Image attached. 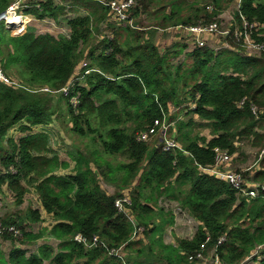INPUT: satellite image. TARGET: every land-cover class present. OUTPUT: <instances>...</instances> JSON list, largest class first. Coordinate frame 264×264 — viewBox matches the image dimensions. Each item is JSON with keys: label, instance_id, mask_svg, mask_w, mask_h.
Here are the masks:
<instances>
[{"label": "trees", "instance_id": "obj_1", "mask_svg": "<svg viewBox=\"0 0 264 264\" xmlns=\"http://www.w3.org/2000/svg\"><path fill=\"white\" fill-rule=\"evenodd\" d=\"M179 1L174 0L165 13L163 5L158 7L163 0H141L139 10L132 13L131 27L104 25L108 11L99 0H71L69 11L82 9L85 15L66 21L67 38L37 35L30 28L13 36L0 22V69L9 78L15 74L21 86L14 89L0 83V188L5 185L20 205L26 192L23 183L30 186L54 221L34 233L25 223L43 222L36 210L27 211L25 220L0 219L1 225L18 232L0 235V264H204L189 257L208 256L213 249L223 264H245L258 247L264 248V59L204 47L185 52L183 61L173 65L171 59L185 49L181 44L174 46L177 51L160 55L142 31L132 28L146 14L155 15L157 29L208 25L237 0H192L185 7L177 5ZM14 2L0 0V13ZM153 4L157 7L152 8ZM19 12L55 21L66 14L65 7L54 6L51 0L27 4ZM233 14L240 29L241 17L249 24L264 25V0H240ZM101 25L111 35L95 43ZM124 33L127 39L121 41ZM228 43L241 50L233 29ZM44 87L53 92L68 87L71 94L57 93L54 98L37 91ZM75 94L78 102L72 106L69 99ZM185 104L193 106L188 114L198 117L200 127L211 133L210 139L181 132L192 124L177 121ZM172 109L175 114H170ZM64 119L72 133L98 143L100 149L69 153L72 171L57 175V170L68 165L51 150L48 132L32 133L31 129ZM156 119L174 123L178 136L169 128L167 137L174 138L180 149L163 151L158 141L150 146L137 140ZM15 126L17 132L27 134L14 140L9 131ZM238 139H250L251 146L260 149L262 168L249 178L260 185L254 199L241 197L227 183L199 170L214 163L215 148L234 154ZM116 155L127 161L114 166L108 158ZM99 177L111 184L118 182L119 191L131 190L130 218L114 207L122 194L104 192ZM151 195L176 202L197 222L191 239L162 244L161 235L173 225V217L163 215ZM157 218L159 223L153 224ZM131 220L145 230L146 239L155 236L149 238V245L131 239ZM77 234L89 241L96 235L101 245L78 244L74 241ZM220 238L224 241L217 245ZM40 239L55 240L56 249L44 243L28 254L20 247ZM3 242L12 245L6 255ZM123 245L132 256H108ZM259 258L252 261L264 264V249Z\"/></svg>", "mask_w": 264, "mask_h": 264}, {"label": "rangeland", "instance_id": "obj_2", "mask_svg": "<svg viewBox=\"0 0 264 264\" xmlns=\"http://www.w3.org/2000/svg\"><path fill=\"white\" fill-rule=\"evenodd\" d=\"M19 1L20 2L25 1L26 5L33 3V2H36L34 0H19ZM73 1H76V0H73ZM208 1L209 0H202L201 2L202 3H209ZM173 2H174V0H163V3H159L158 7L163 5L165 13H167L170 11L171 4ZM192 3H194L192 0H181V1L177 2L176 4L181 5L182 7H185V6L190 5ZM237 5H238V0L236 2L234 1L227 9H225V11H223V14L220 16V17H222L223 27H226L227 24L229 23L230 18L233 16V13L236 11ZM154 7H157V6H155L153 4L152 8H154ZM80 10H82V9H79L78 12H74L73 10L70 13L65 12L66 13L65 16H62L61 18H59L56 21L51 20V19H44V22H41V21H37L33 17L32 18L29 17L31 19V22L29 23L30 29L32 31L34 29V31H36L35 34H37V35L48 33V34L53 35L54 37L61 36L63 33H66V31H67L66 21L68 19H72L76 16L85 15L84 12H80ZM154 17H155V15L150 16V15L146 14L144 16V18L143 19L141 18L142 20L136 24V26H135L136 28H132V29L142 31V33H144L143 35H145V39L146 40L150 39L154 43V45L156 46L160 55L167 53V52L177 51L178 48L175 49L174 46L179 45L178 43L173 41L171 38H168L165 36H160V34H158L159 29H157V28H159V27H155L156 22H155ZM29 18H27L25 20V23L28 22ZM18 20H19V18H18ZM49 21H51V22H49ZM34 27H37V29ZM104 29H106V28H104L103 26L99 27L98 34L95 35L96 36L95 43H96V41L101 40V38L103 36H110L111 35L108 32V30L105 31ZM151 33L153 34L152 37H150ZM68 35H69V33H68ZM68 35L63 36V37L67 38ZM125 39H127V34L124 33L121 36V41H123ZM222 39H223L222 37H219V36L216 37V39L213 42H211V44H212L211 46H217L216 44L220 43V41ZM218 47L219 48H217L216 50H213V51H216L218 53V52H221L223 50H227L224 47H220V46H218ZM227 51H229V50H227ZM185 52H187L185 49L182 50V53L176 59H171V63L173 65H177V64L181 63L184 59V56L186 55V54H184ZM232 53H234V52H232ZM234 54H236V53H234ZM238 56L242 57L241 55H238ZM11 77H12L11 79L15 80L17 83H20L15 74H11ZM14 77H16V78H14ZM54 95L55 94H53V97H54ZM54 98H53V100H55ZM181 108H182V111H181L180 115L178 116L177 121L184 123V124L188 123L189 121L192 122L191 126L184 127L181 130V132H189V133H191V136L198 135V136H203L207 139H210L211 133L209 132V130L207 128L200 127V125H202L201 124L202 122L198 119V117L195 115H192V114H188L189 110L193 109V106L190 104H187V105L185 104L184 106H181ZM170 114H175V110L172 109ZM66 121H67L66 119H64L63 122L60 121V123L58 121H54V123H52L50 129L47 131L50 134L49 146H50L51 150L54 152V154H56V156L58 157V159L60 161H63L68 165V168H66V169L57 170L55 172V174H57V175L68 174L72 171V169L74 167V162L71 160L69 153H71V152L75 153L77 151L86 153L87 151L93 150L96 147L99 148L98 143L96 145H94L91 143V141L88 138L83 139V138L78 137L76 134L72 133L71 132V126ZM170 127L173 130L172 133H173L174 137L175 136L177 137L178 132L174 134V132L177 131L174 123H170ZM157 141H158L157 137L153 138L150 141L149 145L153 146L154 143H156V145H157ZM236 143H237L238 148L245 149V153H247V154H245V156H246L245 168L249 167L248 169H250L252 171H254V169H256V168L261 169L262 167H260L259 162L257 160L261 157V153H258L260 150L259 147L251 146L250 139L249 140L248 139H238V140H236ZM257 153H258V157L256 155ZM108 159L112 161L114 166L117 163H120V162L125 163L127 161V159L121 155H116V156L108 158ZM233 164H234V161H233ZM236 169L237 168L233 166L232 171H235ZM229 170H231V169L229 168ZM244 174H245V176L248 177L249 172L247 171ZM98 181H99V185H100L101 189L104 192H106V193L111 192V194L118 192V193L122 194L121 198L128 197L130 199V197H131L130 189H124L122 191H119V188H118L119 183L118 182L116 184H111V183L105 181L101 177H99ZM252 183H254V182H252ZM23 186H25L26 192L22 197V204H20V205L16 204V200H15L16 198H15L14 194L12 192H10L5 185H3L0 188V219L11 217V218L15 219L16 221L21 220V219L25 220V215H26L27 211H29V210L35 211L36 210L40 213V217H41V220L43 222L37 223V224H31V223L26 222L25 225H26L27 230H32L34 233H37L38 231H40L44 227H48V225L54 221H53L51 216L47 215L43 211V209L40 205L39 199H38L37 195L35 194L33 188L25 185V183H23ZM131 189L133 190V188H131ZM125 190H127V191H125ZM151 196H152L153 200L156 201L158 210L159 209L162 210L163 215H166V217H167L169 214H172L171 216L173 217V225H171L170 227H167L161 235L162 241L167 245L168 244L174 245L175 239H186V240L191 239L193 237L197 227H198L197 222L193 218H191V216L188 215L186 211L181 210L176 202L169 201L168 199H166L164 197H157V196H153V195H151ZM130 201H131V199H130ZM158 210L156 211V209H155V213H159ZM123 213L127 214V216H129V218H130L129 212L127 210L124 211ZM157 221L159 223L160 219L159 218L154 219L153 224ZM131 222H132L134 230H135L137 224L133 220H131ZM158 223H156V224H158ZM1 226H3V225H1ZM152 228L153 227H150L148 229H152ZM134 230H133V233H134ZM144 232H145V230L143 229L142 237L139 239L134 238L133 233H132L131 239L134 241L140 240V242L143 241L144 244L149 245V238L154 237V239H155V236L149 235L150 237L149 238L147 237V239H146V235ZM76 236H80L81 238H83L85 240L86 243L75 241L78 244H81L83 246L89 245V246H91L89 248H94L98 245H101L100 244L101 241L99 240V238L96 235L92 236L90 241L80 234L75 235L74 238ZM94 238H96V240H97L95 243L93 242ZM208 240H209V238L206 241H208ZM143 242H142V244H143ZM44 243L50 245L53 249H56V247H57V242L53 239H47V240L40 239V240L36 241L35 243H26L25 245L20 246V247L27 249V251L29 253H31L35 249H37L39 246L43 245ZM1 246H2V251L3 250L5 251V252L3 251V253L6 255L7 251L10 248L8 243L3 242ZM122 247H124V245L118 249L110 250L108 252V256L123 258L122 252H121ZM263 249H264L263 247H258L251 254V256H249L245 260V264H257L255 262H253L252 259L254 257H258V260H260L259 255ZM212 253H213V251H210V254L208 256H203L204 260L202 262H205L204 264H210L212 262ZM149 260H151V259L149 258ZM43 264H49V261H45Z\"/></svg>", "mask_w": 264, "mask_h": 264}, {"label": "built area", "instance_id": "obj_3", "mask_svg": "<svg viewBox=\"0 0 264 264\" xmlns=\"http://www.w3.org/2000/svg\"><path fill=\"white\" fill-rule=\"evenodd\" d=\"M54 6H63L65 7V12L69 13L71 7V0H51ZM100 3L107 9V19L104 25L111 26H120L121 24H127L132 26V13L134 10H139L141 0H99ZM240 0H238V5L236 11L239 8ZM26 7L25 1L20 2L16 0L14 3L9 5L7 9L0 13V22H3L7 29L10 30L13 36L22 35L25 29V15H22L19 11L20 8ZM223 14V13H222ZM221 14V15H222ZM219 15L216 20L208 25H176L170 26L165 29H159L158 34L160 36H165L171 38L178 44H181L185 50L192 51L196 48H210L216 50L217 48L224 47L229 49L242 57H257L264 59V41H257L252 36L255 35L257 38H264V33H259V30L264 29V25L260 24H249L242 17L241 29L235 23L234 16L230 18L229 23L226 27H223L222 17ZM234 15V14H233ZM12 16L13 18H19L18 21H14V24L7 23V18ZM231 29H233V37L237 41H241V50L237 51L229 46L228 38L230 37ZM222 37L223 39L220 43L216 44L217 46H211L216 37ZM0 83L10 86L14 89L20 88L21 86L15 80L7 77L2 70L0 69ZM38 92L51 93V94H61L63 96H68L70 93L69 88H62L59 92L50 91L47 87L37 90ZM78 102V96L71 95L69 103L72 106H76ZM242 103V102H241ZM240 103V104H241ZM253 112H256L255 107L252 108ZM171 128L170 125H167L164 121L154 120L150 127H146L144 131L138 134L137 140L143 143L150 142L153 138L158 139V143L161 144L163 151H169L174 149H180V145L174 140V138L167 137V130ZM175 134V132H174ZM174 136V135H173ZM158 144V145H159ZM264 150L261 152L263 153ZM232 156L228 154L226 150L219 148L214 149V163L210 166L200 167L199 170L202 173L208 174L220 181H223L235 189L240 196L248 199H254L258 197V189L260 185L252 183L251 181L244 178L242 173L237 171L229 170V165L231 164ZM264 200V197H263ZM131 205V201L128 197L119 198L115 201L114 207L121 212L128 211ZM8 231L14 235H18V232L14 229L13 226L3 227L0 223V235ZM143 228L136 226L134 230L133 237L139 239L142 237ZM140 236V237H139ZM74 241L86 243L83 238L76 236ZM96 238L93 239L95 243ZM224 241L223 238H220L217 241V245L221 244ZM85 247H91L86 245ZM212 262L210 264H223L219 261L215 254V250H212ZM189 260H200L203 261L204 257L202 253L196 254L195 257H189ZM205 263V262H204Z\"/></svg>", "mask_w": 264, "mask_h": 264}, {"label": "crops", "instance_id": "obj_4", "mask_svg": "<svg viewBox=\"0 0 264 264\" xmlns=\"http://www.w3.org/2000/svg\"><path fill=\"white\" fill-rule=\"evenodd\" d=\"M34 1H36V2H33V3H30V4H35V3H38V2H40V1H44V0H34ZM80 12H84L83 10H80ZM79 12V13H80ZM70 13V12H69ZM84 14H85V12H84ZM27 16V15H26ZM32 18V16H27L26 17V19L27 18ZM29 18V20H28V22L25 24V29H28V28H30V26H29V23L31 22V19ZM33 21V20H32ZM37 21H41V22H44V20H37ZM49 22H51V21H49ZM102 26V25H101ZM34 28H36L37 29V27H34ZM40 28V27H39ZM66 29H67V31H66V33H63L61 36H66V35H68V33H69V30H68V27H67V24H66ZM33 32L34 33H36V31H34V29H33ZM69 36V35H68ZM17 127L18 126H15V127H13L10 131H9V135L10 136H13V139L14 140H16L17 138H19V137H23V136H25L27 133H19V132H17L16 131V129H17ZM50 127L51 126H47V127H44V126H37V127H35V128H32L31 129V132L32 133H37V132H41V131H48L49 129H50ZM235 147H237V143L235 142ZM259 153V152H258ZM258 153L256 154L257 155V157H258ZM245 154H247V153H245V149H241V148H238L237 147V150H236V152L234 153V154H232L231 156H232V160H231V164L229 165V168L232 170V168H233V166L234 167H236L237 169L235 170V171H237V172H240V173H242V174H244L245 172H249V175H248V177H247V179L249 180V178H252L253 177V175H254V173L257 171V170H259V169H254V171H252V170H250V169H248L249 167H247V168H245V160H246V156H245ZM258 160V159H257ZM233 161H234V164H233ZM245 175V174H244ZM245 178V177H244ZM250 181V180H249ZM125 191H127V190H125ZM131 191V190H130ZM107 194H109V195H111V192L110 193H107ZM125 194V193H124ZM172 230V229H171ZM165 231V230H164ZM5 243H8V245H9V247L10 248H12V245L10 244V242H5ZM162 244H164V245H167V244H165L163 241H162ZM169 245V244H168ZM175 245V244H174ZM9 248V249H10ZM24 249V248H23ZM4 251V250H3ZM5 252V251H4ZM34 252H36V249L33 251V252H31V253H34ZM121 252H122V256L123 257H126V255H128V256H132V251L131 250H127L125 247H122L121 248ZM31 253H29L28 252V254H31ZM152 256V255H151ZM150 258V257H149ZM152 258H153V256H152ZM151 259V258H150Z\"/></svg>", "mask_w": 264, "mask_h": 264}, {"label": "bare ground", "instance_id": "obj_5", "mask_svg": "<svg viewBox=\"0 0 264 264\" xmlns=\"http://www.w3.org/2000/svg\"><path fill=\"white\" fill-rule=\"evenodd\" d=\"M18 21V18H13L12 16H10V17H8L7 18V23H9V24H14L15 22L14 21ZM83 67H86V65L85 64H83L82 65ZM89 72H85V74L87 75Z\"/></svg>", "mask_w": 264, "mask_h": 264}, {"label": "clouds", "instance_id": "obj_6", "mask_svg": "<svg viewBox=\"0 0 264 264\" xmlns=\"http://www.w3.org/2000/svg\"><path fill=\"white\" fill-rule=\"evenodd\" d=\"M27 30V29H26Z\"/></svg>", "mask_w": 264, "mask_h": 264}]
</instances>
